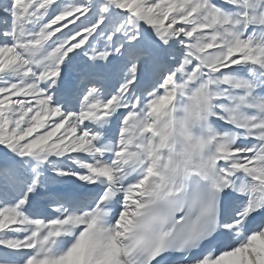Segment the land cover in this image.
<instances>
[{
	"label": "snow or ice",
	"instance_id": "obj_1",
	"mask_svg": "<svg viewBox=\"0 0 264 264\" xmlns=\"http://www.w3.org/2000/svg\"><path fill=\"white\" fill-rule=\"evenodd\" d=\"M0 264H264V0H0Z\"/></svg>",
	"mask_w": 264,
	"mask_h": 264
}]
</instances>
